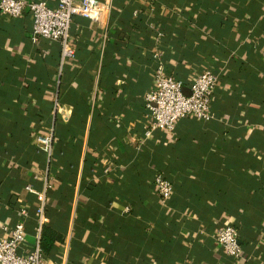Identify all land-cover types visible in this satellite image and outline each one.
Here are the masks:
<instances>
[{"label":"crops","instance_id":"1","mask_svg":"<svg viewBox=\"0 0 264 264\" xmlns=\"http://www.w3.org/2000/svg\"><path fill=\"white\" fill-rule=\"evenodd\" d=\"M98 2L100 21L75 18L63 67L59 44L34 39L29 8L18 25L0 11V239L25 208L35 248L26 187L48 182L47 225L66 238L49 264H264V0ZM158 51L186 85L220 76L213 121L146 138ZM51 132L49 163L35 140ZM157 174L174 185L167 203ZM225 225L240 262L217 240Z\"/></svg>","mask_w":264,"mask_h":264},{"label":"built area","instance_id":"2","mask_svg":"<svg viewBox=\"0 0 264 264\" xmlns=\"http://www.w3.org/2000/svg\"><path fill=\"white\" fill-rule=\"evenodd\" d=\"M111 1L106 3V11L111 10ZM29 8L32 18V29L36 41L45 39L57 43L62 50V67L67 61L77 56V49L71 42V32L75 18H83L98 22L102 16V8L98 0H59L56 7L48 1L1 0L0 11L15 21L21 20ZM163 34L159 33V38ZM158 61L155 73L154 89L145 98L147 127L145 136L152 138L159 131H174L178 123L187 118L195 117L201 122L214 119L212 106L214 94L220 76L214 72H204L190 84L177 80L169 75L161 52L154 55ZM56 111H62L59 102L55 103ZM37 147L52 161L54 154L53 132L37 137ZM154 187L164 203L172 199L175 188L165 175L157 174L153 179ZM51 186L47 182L43 191H37L33 185L26 190L35 198L38 218V238L35 248L26 251L27 223L30 218L28 209H21L18 222L12 229H7L8 237L0 239V264H49L41 250V233L49 223L48 192ZM218 242L226 250L228 257L237 262L243 259V247L239 231L232 225L223 226L217 236Z\"/></svg>","mask_w":264,"mask_h":264},{"label":"trees","instance_id":"3","mask_svg":"<svg viewBox=\"0 0 264 264\" xmlns=\"http://www.w3.org/2000/svg\"><path fill=\"white\" fill-rule=\"evenodd\" d=\"M15 22L16 25H18L20 20ZM65 241V236L59 230H56L51 225H45L43 227L40 244L41 250L46 258H50L55 250V247L59 244H63Z\"/></svg>","mask_w":264,"mask_h":264}]
</instances>
